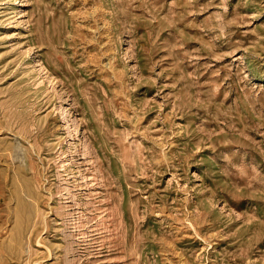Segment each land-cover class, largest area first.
I'll return each mask as SVG.
<instances>
[{
  "label": "rangeland",
  "instance_id": "rangeland-1",
  "mask_svg": "<svg viewBox=\"0 0 264 264\" xmlns=\"http://www.w3.org/2000/svg\"><path fill=\"white\" fill-rule=\"evenodd\" d=\"M0 264H264V0H0Z\"/></svg>",
  "mask_w": 264,
  "mask_h": 264
}]
</instances>
